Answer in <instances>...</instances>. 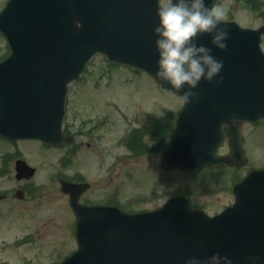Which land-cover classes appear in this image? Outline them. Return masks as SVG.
<instances>
[{
  "label": "water",
  "instance_id": "obj_1",
  "mask_svg": "<svg viewBox=\"0 0 264 264\" xmlns=\"http://www.w3.org/2000/svg\"><path fill=\"white\" fill-rule=\"evenodd\" d=\"M158 1L9 0L0 12V34L10 51L0 63V135L52 144L68 141L61 133L67 83L96 52L148 72L162 88L173 91L155 76ZM207 3L211 6L213 0ZM222 23L229 30L228 48L212 51L223 61L215 78L223 81L218 86L215 79L211 84L201 81L194 90L197 97L179 114L175 142L163 156L165 165L200 164L195 162L196 150L211 126L220 138L221 123L264 117V56L258 42L246 47L250 31L234 22ZM209 41L202 36L199 43L211 47ZM234 131L230 145L241 152L237 127ZM217 138L207 140L206 147ZM190 155L195 159L187 161ZM244 182L237 187L234 205L214 217L191 210L179 198L138 214L85 207L67 189L78 248L60 264H185L190 257L204 259L216 252L232 264H264V170L254 171Z\"/></svg>",
  "mask_w": 264,
  "mask_h": 264
},
{
  "label": "rangeland",
  "instance_id": "obj_2",
  "mask_svg": "<svg viewBox=\"0 0 264 264\" xmlns=\"http://www.w3.org/2000/svg\"><path fill=\"white\" fill-rule=\"evenodd\" d=\"M216 1L218 6L226 9L224 20H234L243 27L253 26L254 16L244 0ZM4 2L0 0V8ZM2 40L0 36V58L6 53ZM171 95L143 72L109 65L102 55L96 54L89 61L82 80L70 87L67 120L73 123L78 118L83 120L94 115L92 120L100 117V121L107 113L104 112L106 107L109 109L111 105L121 112H109L111 127L98 129L90 135V147L78 146L77 152L70 153L66 149L44 148L40 151L38 142L11 143L9 147L6 140L0 139V192L23 184L17 183L13 176L14 160L17 158H35L31 164L40 168L37 169V178L47 171L46 178L50 180L48 188L42 186L41 190L29 196L31 200L12 204L0 216V264H53L63 260L75 249L76 243L71 232L73 217L69 212L67 197L61 192L62 184H59L58 175H55L59 171L74 177L71 174L74 170L72 162L77 170L86 172L85 179L92 184L90 196L93 200L101 202L105 195L102 192L106 190L112 194L114 201L127 210H146L159 206L173 192L187 195L197 207H203L209 213L220 211L230 203L232 196L229 187L234 176L231 172H226L217 181L219 194H213L208 191L211 184L204 183L202 173L186 176L179 171L161 170L160 155L171 142L172 121L167 123V129L159 131L158 126H149L141 120H138L137 126H131V118L136 113H154L161 117L162 108L172 109L170 111L175 113L182 102ZM156 132L159 137L154 140ZM260 133L264 134V128L252 132L248 140H257ZM96 135H99L97 139L94 137ZM259 147L264 149V142ZM254 149L253 142L246 147L249 153ZM261 151L263 156L251 153L255 163H263L260 160L264 158V150ZM3 153L7 155L3 157ZM62 154L66 165L64 162L59 164ZM107 161L114 165L111 180L105 172ZM100 186L104 188L96 191ZM45 219L51 221L43 225ZM52 223H55V227ZM31 234L37 238L31 237L30 243H16Z\"/></svg>",
  "mask_w": 264,
  "mask_h": 264
},
{
  "label": "clouds",
  "instance_id": "obj_3",
  "mask_svg": "<svg viewBox=\"0 0 264 264\" xmlns=\"http://www.w3.org/2000/svg\"><path fill=\"white\" fill-rule=\"evenodd\" d=\"M155 16V76L169 85L171 93L184 105L190 104L197 97L194 90L201 81L211 84L223 70V61L213 55L212 49L223 52L228 48L229 30L222 23L226 9L209 6L207 0H163ZM202 36L210 37L211 47L199 43ZM222 81L223 77L215 79V85ZM229 127L228 123H221L220 134L226 136ZM185 264H232V260L216 252L204 259L190 257Z\"/></svg>",
  "mask_w": 264,
  "mask_h": 264
},
{
  "label": "flooded vegetation",
  "instance_id": "obj_4",
  "mask_svg": "<svg viewBox=\"0 0 264 264\" xmlns=\"http://www.w3.org/2000/svg\"><path fill=\"white\" fill-rule=\"evenodd\" d=\"M6 1L7 0H5V2ZM243 2L248 6L249 11L254 16V24H253V26H251V28L253 30H258L260 27L264 26V0H248V1H243ZM260 47L264 53V27L261 30ZM104 111L107 113L105 114V116L100 121H98V119H100V117L98 119L92 120V118L94 117V115H93V117L88 118V119L81 120L80 118H78L77 120H75L73 122V125H74L73 127L65 125V127H70V128H68V130H70L74 134V138H75L74 144L65 148L66 152H69V151L70 152H77L76 149L78 148V146L90 147V141H89L90 135L94 134V132L98 129L101 130V129L106 128L108 126L111 127L112 120L108 117L109 112H111V110L106 109ZM97 113H98V111H96V114ZM174 118H175L174 115H171V117H168L167 119L165 117H163V118H152L151 119V114H146V115L142 114V116L140 117L139 120L147 122L149 124V126H151L156 121H161V122H163L164 128H166L168 121H173ZM242 126L247 127V133H246L245 140L248 142L249 136L252 132H254V131L256 132V130L258 128H264V120H261L258 124H244ZM263 135L264 134H261V133L259 134V136L257 135V137H256L257 140H255V141H258V142L254 144L256 149H258L259 145L262 144V142H264V136ZM98 136L99 135H96L94 137L97 139ZM154 137L155 136L153 135V138ZM263 160H264L263 157H261L260 161H263ZM63 162L65 163V157L62 154V157L60 158L59 164H62ZM65 165H66V163H65ZM71 165L73 166V169H74L73 171H71V174L74 177H70L69 175H66V174H61L59 171L57 173H55V175H58L59 184L61 185L62 182H70V183H75V184L87 182V180L85 179L86 178V176H85L86 172L78 171L75 168L73 162L71 163ZM257 166L264 167V162L260 163ZM95 167H96V165H95ZM113 167H114L113 162L107 161V163L105 164V172H107L110 175V177H109L110 180L112 178L111 175L113 172ZM164 169H161V170H164ZM224 169H227V168H224ZM241 169L242 168L237 169L235 172L232 173L234 175L233 176V184L236 183L240 179L239 170H241ZM165 171H167V169H165ZM169 172H175V171L169 170ZM208 173H209V169H205L206 177L209 176ZM37 175H38V172H35L33 177L30 179H25L24 181L23 180H16L17 183L23 182V184L22 185H14L13 187L9 188V190L0 192V204L2 205L6 201V203L0 207V216L4 212L6 213L9 206H11L12 204L27 202L28 199L31 200L32 198H29V196L30 195L33 196L35 191L41 190L42 186L45 188L49 187L48 183H50L49 182L50 180H48L46 178L47 173H41V175L38 178H37ZM222 178H223V176L220 175L217 177L216 181H218ZM46 180H47V182H46ZM87 183H89V182H87ZM208 183H210L212 186H216L215 191L217 194H219L218 190H220V189L218 187V184L215 181H208ZM91 188H92V184L89 183V187L80 194V197H79L80 203L85 204V205L101 204V205H110V206L116 205V206L121 207V205L118 202L114 201L112 194L108 193V191H106V190L102 192V194H105V195L103 197V200H101V202L93 200L90 196ZM103 188L104 187L100 186L99 188L96 189V191H100ZM65 196L67 197V203H68L69 196H67V195H65ZM8 203H9V205H7ZM156 207H153V208H156ZM61 211L64 212L63 210H61ZM69 212L72 215V212L70 209H69ZM72 217H73V215H72ZM43 221L45 222V223H43V225H44V224L50 222L51 220L45 219ZM52 225L55 227V223H52ZM31 237H32V239L37 238L35 234H31ZM30 242L31 241H29L27 243H30Z\"/></svg>",
  "mask_w": 264,
  "mask_h": 264
}]
</instances>
